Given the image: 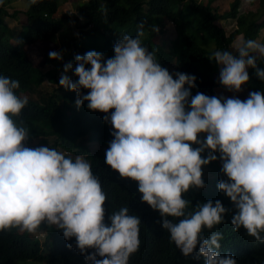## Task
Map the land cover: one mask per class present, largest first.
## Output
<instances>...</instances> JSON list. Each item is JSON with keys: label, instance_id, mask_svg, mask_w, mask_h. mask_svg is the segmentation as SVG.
Listing matches in <instances>:
<instances>
[{"label": "clouds", "instance_id": "1", "mask_svg": "<svg viewBox=\"0 0 264 264\" xmlns=\"http://www.w3.org/2000/svg\"><path fill=\"white\" fill-rule=\"evenodd\" d=\"M142 35L140 27L135 36H120L109 58L95 50L77 54L74 68L67 63V56L73 58L74 53L49 51L37 63L29 48L46 41L27 44L26 50L44 76L39 89L62 90L57 94L74 91L77 108L86 101L90 111L106 114L102 120L111 125L113 138L107 148L93 144L103 146L98 153L105 151V164L121 178L137 182L140 200L158 211L161 227L183 259L237 264L241 253L220 247L222 234L212 229L231 218L234 231L243 228L264 242V92L249 91L243 100L192 95L196 77L170 74L141 43ZM21 37L20 33L12 42V32L9 41L17 45ZM234 47L235 52L214 50L209 60L219 68L220 85L240 92L250 79L249 68L264 81V68H257L258 60L264 62V43L241 37ZM51 59L61 60L63 73L71 70L78 79L73 81L61 71L50 76ZM44 64L50 68L44 70ZM45 81L55 85L54 90H47ZM19 86V80L0 75V230L18 228V234L39 240L45 253L50 251L52 230H58L65 240L75 238L86 264H128L139 245L144 249L140 215L129 214L122 206L109 214L105 224L106 194L80 147L68 149L52 135L34 136L26 146L27 130L14 118L25 108L29 94L17 95ZM201 134L203 140L198 138ZM36 139L42 146L34 143ZM206 149L208 154L202 156ZM214 153L219 154L221 169L211 168L205 174L209 162L217 159ZM195 188L210 190L211 195H204L210 200L197 202L191 211L184 194L192 195ZM205 230H211L207 237ZM246 240L244 249L250 251ZM87 249L94 251L85 254ZM222 249L225 254L219 252Z\"/></svg>", "mask_w": 264, "mask_h": 264}, {"label": "trees", "instance_id": "2", "mask_svg": "<svg viewBox=\"0 0 264 264\" xmlns=\"http://www.w3.org/2000/svg\"><path fill=\"white\" fill-rule=\"evenodd\" d=\"M8 1L11 0H4L0 5V75L19 80L20 86L15 90L17 95L29 94L25 108L14 118L27 130L26 146L34 136L52 135L55 142L61 141L68 149L80 147V152L89 161L93 174L98 177L106 194L107 199L103 204L105 224L109 223V214L122 206L128 207L129 214L140 215L144 225L139 226V240L143 241L144 249L142 251L139 245L138 250L130 254L128 264H200L183 259L179 249L169 240L167 231L161 227L158 211L140 200L137 182L121 178L106 165L105 151L92 152L88 148V143L104 144L107 148L113 138L110 135L111 125L102 120L106 114L90 111L86 101L77 108L75 100L78 97L74 91L65 89L64 93L57 94L39 89L44 76L33 65L26 45L39 40L48 42L64 24L72 20L79 27V36L86 39V44H91L89 47H74L72 52L78 49V54L83 55L89 50H95L112 56L113 45L120 36H135L137 29L142 27L141 43L154 52L162 67L170 74L183 72L196 77V86L190 89L192 95L200 92L218 97L216 89L220 83L214 77L218 72L217 65L209 57L216 49L235 52L232 44L241 34L244 39L256 40L264 27V0H259V9L248 14L240 12L241 0H233L230 9L223 13L212 6L214 0H81L77 13L67 11L61 14L59 0H36L35 3H28L25 11L28 23L21 27L25 33L17 45L10 44L2 25L3 17L8 15ZM14 12L18 14V11ZM229 18L235 19L237 27L228 34L217 21ZM166 19L172 21L177 30L171 48L159 42L165 32L163 24ZM154 26L157 31L153 30ZM197 38H201L202 44ZM210 42L213 45H209ZM67 58V63L71 62L72 56ZM170 63L174 64L175 69L169 68ZM257 68H264V62L258 60ZM248 71L250 79L241 89L264 92V81L255 76L254 69L249 68ZM68 77L73 81L78 79L75 75ZM87 91L81 89L82 94ZM66 114H69V119ZM192 147L198 146L193 144ZM206 153L207 149L201 155L206 156ZM214 154L218 159L219 154ZM190 192L192 195L188 192L184 196L190 201L188 207L191 211L197 202L210 200L205 197L211 195L210 190L198 192L195 188ZM169 219L175 221L179 218ZM230 219L212 229L222 234L220 247L240 252L242 258L236 259L237 264H264V242L255 240L243 228L234 231ZM17 231L18 228L0 230V264H86L74 237L65 240L62 232L52 230L50 251L45 253L39 240L18 234ZM210 231L205 230L204 235L207 237ZM246 238L251 244L250 251H246L243 246L244 242H248ZM93 251L87 249L85 254ZM219 252L226 253L224 249ZM96 258L100 259L98 256Z\"/></svg>", "mask_w": 264, "mask_h": 264}, {"label": "rangeland", "instance_id": "3", "mask_svg": "<svg viewBox=\"0 0 264 264\" xmlns=\"http://www.w3.org/2000/svg\"><path fill=\"white\" fill-rule=\"evenodd\" d=\"M232 1L233 0H214L212 2V6L216 7L219 12L223 13L224 11H227L230 9V4L232 3ZM258 3H259V0H256L254 2H251L250 0H241V4H240V8H239L240 12L246 13V14H248L249 12H252V11L255 12L256 9H259ZM59 4H60V14L67 12V11L77 13L79 5L81 4V0H59ZM26 9H28L27 0H11V1L7 2L8 16L5 15L3 17L2 25H3V28H4V30L7 33L9 38L12 35L11 26H16L19 23H23V21L27 22L26 21L27 17L25 14ZM14 11H18V14L16 15ZM217 22L219 25H221L225 28V30L228 34L231 33L237 27L236 21L233 18H229L226 20H218ZM163 26H164L163 28H164L165 32L159 38V42L168 44V47L171 48L172 42L177 35V30H176L175 24L173 22H171L170 20L166 19V20H164ZM21 33H22V35H24L25 31L22 30ZM241 37H243L242 34L239 35L236 38V40L233 42L232 45H233L234 49H235V47H234L235 44L238 42L239 38H241ZM197 40H198V42H200L202 44L201 38H197ZM256 40L258 42L264 43V27L261 28L259 35L256 38ZM85 41H86V39H82L79 36V27L77 26V24L74 21L70 20L69 22L64 24L62 29L51 40H49L48 42L37 43V44L31 46L29 48V51L32 53L33 56H35V61L37 63L41 62L42 60H45V56L49 51H57V52H60L61 54L65 55V56L69 53L70 54L74 53V56L71 60V63H72L73 68H74L75 63H76L74 60V57H75V55L78 54V49H76L75 52H72L71 50H73L74 47L77 48L80 46L81 47L82 46H87V47L91 46V44H86ZM10 44H12V43L10 42ZM209 45H213V43L210 42ZM103 56L105 58L111 57L107 54L106 55L103 54ZM50 63L53 66L52 71H50V76H53L54 74H56L59 71H61L63 73V67L61 65V60L58 61L55 59H51ZM174 63L176 65L175 59H174ZM46 65L47 64L43 65L44 69H45ZM168 66H169V68H171V70H173V68L175 69L174 64L170 63ZM217 70H218V72L216 74H214V77L219 79V68H218V66H217ZM63 74H65L67 76L74 75L71 70H69L68 72L63 73ZM45 86L47 87V90H49V91H51L53 89V87H55V85H53L52 83H50L48 81H45ZM40 89H41V87H40ZM44 92H46V91H44ZM58 92L61 93L62 90H58ZM216 92L218 93V97L219 96H224V97L235 96V97L240 98L241 100L245 99L249 93V91L246 89H241L240 92H231V91H228L227 89H225L220 84L217 85ZM66 117L69 119L70 118L69 114H66ZM198 138L203 140V138H204L203 134H201ZM38 141H39V139H36L34 143L38 144L39 146H42L41 145L42 143L41 142L38 143ZM52 142H53V140L51 139L50 143H52ZM87 146L89 147V149L92 152L103 151L102 145L88 143ZM207 154L208 153H206L205 155H207ZM221 166H222V162L218 158L216 161L212 162L211 166H209V167H207V165L204 166V167H207L205 174H208V172H210L211 168H216V170H217V168L221 169ZM209 180H211L210 177H209ZM33 233L39 235V237L42 240L44 239V235L40 234V232L34 231ZM46 251H48V248H46Z\"/></svg>", "mask_w": 264, "mask_h": 264}, {"label": "crops", "instance_id": "4", "mask_svg": "<svg viewBox=\"0 0 264 264\" xmlns=\"http://www.w3.org/2000/svg\"><path fill=\"white\" fill-rule=\"evenodd\" d=\"M25 20V19H24ZM27 21V20H26ZM23 25H26V22L23 21V23H19L16 26H11L13 28L12 32H13V38H12V42H16L20 36L21 33V27ZM50 68V66H46L44 70H48Z\"/></svg>", "mask_w": 264, "mask_h": 264}]
</instances>
